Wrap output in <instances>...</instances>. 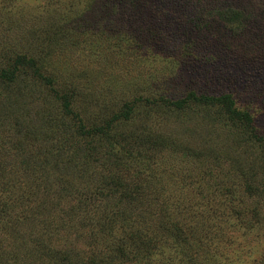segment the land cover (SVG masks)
<instances>
[{
  "label": "rangeland",
  "instance_id": "obj_1",
  "mask_svg": "<svg viewBox=\"0 0 264 264\" xmlns=\"http://www.w3.org/2000/svg\"><path fill=\"white\" fill-rule=\"evenodd\" d=\"M225 6L246 18L238 28L216 20ZM21 54L51 82L29 69L10 96L0 84V264H57L64 252L85 264H163L167 255L191 264L165 225L204 235L187 245L193 257L209 241L199 264H227L219 254L202 261L216 227L230 264H264L261 186L247 192L240 183L255 169L264 186L252 166L264 151L217 123L213 108L179 112L161 100L229 92L264 137V0H0V71ZM55 91L71 95L78 117L63 112ZM125 104L134 105L130 117L116 116L109 135L81 134L79 118L86 129L104 127ZM168 130L175 145L146 140ZM30 135L23 150L18 137ZM211 148L219 164L209 172ZM103 179L119 185L106 189ZM126 184L138 203L127 201ZM124 210L130 225L116 215Z\"/></svg>",
  "mask_w": 264,
  "mask_h": 264
},
{
  "label": "trees",
  "instance_id": "obj_2",
  "mask_svg": "<svg viewBox=\"0 0 264 264\" xmlns=\"http://www.w3.org/2000/svg\"><path fill=\"white\" fill-rule=\"evenodd\" d=\"M216 20L219 23H226L229 26H233L232 24H234L235 28H238L239 24L244 23V20L246 19L245 17H243V15H241V11L239 9H233L229 6H225L223 8L217 9V13H216ZM31 70V75L33 77H35L38 80H42V82H44L45 84H48L51 82V78L47 77L46 75H44L40 70L41 67L40 65L37 63V61L32 58V57H27L24 54L21 55H17L15 57V59L13 60V63L6 69H2L0 71V84H4V86L8 87L7 89V95H11L12 92L14 90L17 91V89L14 87V85H16V81L18 79V77L21 74H28V70ZM13 84V85H12ZM12 85V86H11ZM11 86V87H10ZM15 88V89H14ZM14 89V90H13ZM56 95L59 96V98H61L62 101V110L64 113L66 114H72L75 117H78V115L72 111L71 109V95H69L68 93H60V95L57 93V91H55ZM32 98V97H31ZM163 100V102H165L164 105H166L168 108H170L171 110H175V111H179L182 112L185 109L191 107L192 103H195V105L197 106H204V107H208V108H213L214 109V113L215 114V121L217 123H224L227 127L230 128H235L238 129L240 131L239 135L245 134V137H243L242 139L244 141H247L250 144L251 148L254 147H260L263 151H264V137H262L261 135L258 134L256 128V121L255 118L253 117L252 113H251V109L249 106L244 105V106H237L236 104V100L235 97L233 96V94L229 93V92H224L221 93L219 95H209V94H196L194 91H190L188 92L184 97L181 98H177V99H161ZM165 100V101H164ZM152 101V102H151ZM147 102L155 104L157 103V101L155 99L152 100H148ZM13 105V104H12ZM134 105H129V104H125V109L122 111L121 114L115 115L114 118H112L111 120H108L109 122H106V125L104 127H91L90 129H86L85 128V124L80 120V118L78 119L77 122V126L78 129L81 130V134H86V135H91V134H95L93 132H96V134L99 133H104L106 135H109V133H107V129H111V124L112 121L114 119H117V117H121L125 120H127L130 116L131 110L133 108ZM42 111V110H40ZM17 122H15L13 124V126L9 129L10 133L12 132L13 128L15 127ZM187 130V128L185 129ZM99 132V133H98ZM14 133V132H13ZM131 135H123L122 137L123 139H128L131 138ZM35 138L34 136H28L27 138L21 136V138L18 137V141H19V146H23V150H29L28 148V144H30L31 140ZM151 137H146V140L148 141H159L161 143L164 144H168L170 146L175 145V140L173 138H171V136H169V130L168 132L165 134V131L160 132L158 131V133H154L152 135V138L150 140ZM241 139V140H242ZM257 145V146H256ZM180 147H182V145H180ZM187 147V146H185ZM202 149H204V146H201ZM197 155L196 158H201L203 156H205L206 154L204 153L203 150H199V149H194ZM40 158L41 155L38 152ZM216 154H218V151L215 149L211 148V151H209V154H207L210 159L208 160V171L211 172L216 166L217 163L219 164V156H217ZM264 154V153H263ZM33 155V153H32ZM198 156V157H197ZM121 157H123L121 155ZM39 158V157H38ZM254 159V158H253ZM202 160V159H201ZM206 160V159H205ZM255 160V159H254ZM43 163L45 164L47 161H45V159H42ZM242 162H239V164H241ZM259 164V170L262 169L264 171V160L262 161V164L259 162L257 163V161L255 160V162L252 163V166ZM255 167V166H254ZM252 168V167H251ZM255 170V169H254ZM251 171V175H248V179L250 180V182L248 181H240L241 186H245V191L247 192H252L253 191V184H257L258 187L261 186V190L259 192V194H262V197H264V186L263 183L256 179L257 175L255 174V172ZM237 171H240L241 174L246 175V169L240 167L238 168ZM235 178H238L235 175ZM102 182H106V185L104 186V188L108 189L110 188V186L115 187L118 186L119 184L116 181H111L110 183H108V181H105V179L102 180ZM216 186L218 187L219 185L216 184ZM226 194H232L234 192V186L232 185L231 187H226L225 189ZM121 191L124 193L125 197L127 198V201L131 202V203H138L139 202V197H135L133 195V191L131 190V188L129 187V185H125L122 187ZM256 198V196H255ZM230 199H234V197H230ZM257 201V200H256ZM255 201V202H256ZM253 202V204L255 203ZM116 215H119L120 217H123L124 219V224L125 225H130L133 221L132 220V215H129L128 212L126 210L124 211H119ZM135 221V218H134ZM209 220H207L208 222ZM206 222V224H207ZM165 230H171L172 228H174V231L172 232L171 235V240H172V244L173 246L179 250V253L181 255H183L184 257H187L186 262L187 263H191V264H199L198 263V258H199V254L203 251V247H207V252L210 251V247L208 242H206L199 250L200 251H196L192 257L191 254H189L187 252V250L189 249L188 245V241L189 238L190 239H198V240H204V235L203 234H197L195 233L194 230L192 229H186L184 232L183 230H181L180 227L177 226H173V225H165L163 227ZM170 228V229H169ZM219 230L217 227L215 230H213V234L211 235V242L214 241L215 239L218 241L216 246L214 247V250H212L213 253L210 254L209 258H205L202 257V261L203 259H211L214 258L216 254L219 255H227V264H230L229 261V254H228V248L226 247V242H224L222 245H218L219 242H221V240H223V235L226 236L224 232V230H220V231H216ZM131 238V240L135 241L136 237H139V240L141 241L142 238L135 234V235H130L129 236ZM147 243H150V239H147V241H145ZM163 253H165V251H163ZM59 258L57 262V264H85L84 262H82L80 259L74 260L71 256L67 255L66 252L62 253V254H58L56 253V255L53 257L54 259ZM114 259V257H109L107 261H103L100 259V261L98 262H94L93 260H91V262H89V264H110L112 262V260ZM167 261H164L163 264H174V262H176V258L173 255H167L166 256ZM178 264H180V261H177ZM185 261L182 263L184 264Z\"/></svg>",
  "mask_w": 264,
  "mask_h": 264
}]
</instances>
